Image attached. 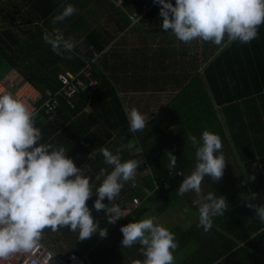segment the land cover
Masks as SVG:
<instances>
[{"label":"trees","instance_id":"16d2710c","mask_svg":"<svg viewBox=\"0 0 264 264\" xmlns=\"http://www.w3.org/2000/svg\"><path fill=\"white\" fill-rule=\"evenodd\" d=\"M3 1L0 0V16L3 14ZM19 2L21 4L16 3L15 9L26 7L39 20L47 18L56 9L52 0ZM147 6H141V11L147 10ZM160 7L153 5L147 11L146 19L155 30L166 31L161 27ZM120 14L125 16L122 12ZM65 26L68 31L69 26ZM70 26L74 31L77 23ZM75 33L71 38L75 37ZM85 39L97 53L105 48L95 29ZM20 41L13 30L8 27L0 29L1 80L12 68L23 64L24 58L31 57L33 64L17 72L21 81L30 82L41 93L45 89L58 90L61 75L76 74L81 70L89 73L88 79L82 76L85 86L79 93L70 99H60L53 113L39 111L35 126L41 130V142L63 146L75 165L81 171L85 169L84 175L90 177L93 184V195L86 200V204L97 221L98 229L107 231L103 237L97 232L80 240L78 232L67 226L56 231L46 227L42 231L41 242L61 256L69 252L87 255L92 264H131L135 259H143L139 251L141 246L133 244L123 247L120 227L143 218L154 206L161 211L168 207L173 212H179L178 209L182 207L187 211L183 214L185 221L182 215V222L189 221V224L186 229L177 228L173 233L178 243L177 249H191V252L180 264H264V222L255 215L254 208L248 207V203H264V23L258 26L257 37L248 43L227 42L225 37L220 45L211 42L209 53L210 41H203V55L206 56L203 62L206 65L201 77L196 75L186 83L174 104L170 105L171 108L177 106L183 114L193 116L170 118L165 123L158 117L135 132L128 131L126 112L116 87L121 81L126 85V82L130 84L135 79L128 75V70L119 69L116 64L108 65L97 57L86 58L78 46L70 53L66 51L63 56L47 50L37 55L23 53ZM189 50L187 48L181 54L187 65L192 61ZM90 80L96 82L92 91L88 88ZM205 129L219 134L222 140L220 151L225 160L233 165L228 166L232 178L228 175L226 180L201 184V189L223 196L228 204L223 215L212 218V227L208 231H204L202 226L197 227L198 219L193 222L189 219L190 209L186 206L193 205L196 196L191 191L183 196L176 195L180 182L177 176L169 174V171L187 167L180 166L177 157L189 150L185 149V143H191L188 135L199 138ZM129 139L134 141L133 148L121 149V145ZM100 147H107L113 153L121 149L122 160L140 161L134 174L135 186H132L133 180L124 182L115 201L122 209H130V214L115 223L108 222L107 216L111 214L92 207L96 199L95 187L99 184L95 180L96 174L102 167L111 170V166L104 163ZM92 151L94 155L89 156ZM169 152L176 156L172 169L166 166L169 165ZM164 183H168L167 189ZM253 193L255 200L247 201ZM133 198H138L139 203L134 205ZM102 203L110 205L112 202L105 197Z\"/></svg>","mask_w":264,"mask_h":264},{"label":"clouds","instance_id":"9594fccd","mask_svg":"<svg viewBox=\"0 0 264 264\" xmlns=\"http://www.w3.org/2000/svg\"><path fill=\"white\" fill-rule=\"evenodd\" d=\"M160 5L161 27L170 30L181 42L196 38L220 45L239 41L248 43L258 35V26L264 23V0H153ZM77 11L71 3L52 18L55 25ZM43 40L60 56L71 52L74 41L53 27L43 34ZM69 59L71 56L68 57ZM36 109L25 100L9 91L0 92V258L13 253L28 252L38 246L42 231L47 227L52 231L67 226L77 231L80 240L106 229H98L86 200L93 195L91 178L82 174L73 159L66 155L60 145L43 143L42 133L35 126ZM128 131L142 130L146 116L136 107L126 112ZM188 140L195 148V166L183 176L176 195L183 196L193 191L196 198L198 224L208 231L212 218L223 215L228 206L226 199L213 192L201 193V182L205 176L219 181L223 175L225 158L221 150L219 134L207 129L200 137L189 134ZM134 141L129 139L121 149H132ZM115 153L107 147H100L104 163L111 170L100 168L95 176L99 184L95 187L96 199L92 207L103 210L109 223L129 215L127 208L115 203L124 187V182L133 180L140 161L122 160L120 151ZM92 151L89 156H93ZM168 168L176 164V156L171 152ZM179 172V171H177ZM178 176V175H177ZM181 176V175H180ZM112 202L102 203L104 198ZM255 200V193L247 201ZM255 209V215L264 222V203H248ZM121 244L131 247L139 244L143 259H135L131 264H175L174 250L178 243L175 233L158 222L154 215L128 222L120 227Z\"/></svg>","mask_w":264,"mask_h":264},{"label":"crops","instance_id":"0c3cea01","mask_svg":"<svg viewBox=\"0 0 264 264\" xmlns=\"http://www.w3.org/2000/svg\"><path fill=\"white\" fill-rule=\"evenodd\" d=\"M52 1L55 3L56 9L43 20L37 19L26 7L15 9L16 3H20L19 0L3 1V14L0 16V22H4L7 26L2 25L0 27L3 29L8 27L21 39L20 49L23 53L37 55L43 50L52 52L50 45L45 43L42 37L45 32H50L53 27L59 28L66 38L72 37L77 32L75 37L72 38L74 45L81 49L86 58L97 57L102 62H107L108 65L116 64L119 69L128 70V75L135 78L130 81V84L126 82L125 85L121 81L116 85L125 112L132 107H136L141 113L145 114L146 122L155 121L160 117L162 123L169 121L170 118L180 116L189 118L193 116L190 113L183 114L177 109V106L171 108L170 105L174 104L177 94L186 83L192 81L196 75L201 77L206 65L203 62V59L206 58L203 55V40L196 38L185 43L179 41L170 31L155 30L146 19L147 11L156 4L153 0ZM66 3L73 4L77 11L54 25L52 23L53 16L58 14ZM146 4L148 5L147 10L141 11L140 7ZM121 12L125 16H122ZM125 22L128 23L127 26H123ZM72 23H77L74 31L70 26ZM66 24L69 26L68 32L66 31ZM92 29L98 31L100 41L105 44V48L100 53H97L85 39ZM209 44L207 50L210 53L211 41ZM187 48H190L189 59L192 60L188 65L184 63V59L181 57V54ZM22 62L23 64L17 68H12L10 72L4 75L2 80L0 79L10 89L28 82L21 81L22 78L17 70L33 64V57L24 58ZM94 127L92 126V128ZM185 149L189 150H186L177 159L180 166L186 165L187 167L178 169L175 172L169 171L172 177L177 176V171L181 173V176L176 177L180 183L183 176L188 175L195 166V148L191 143H185ZM229 163L225 160V172L220 180L227 178L228 175L231 178L233 177L228 170V166L233 167V165L231 162ZM85 173L86 171L83 169L82 174ZM212 181V178L205 176L201 184L211 183ZM193 205L189 204L190 211H188L191 214L189 217L191 222L198 219L197 206ZM128 210L130 214L131 210ZM178 211L173 212L168 207L161 211L158 206H154L147 215L156 216L159 223L173 232L177 228L186 229L189 224V221L188 223L182 222V215L187 212L185 208L181 207ZM175 215H178L176 219L173 218ZM183 221H185L184 215ZM174 251L175 264H180L190 254L191 249H176Z\"/></svg>","mask_w":264,"mask_h":264},{"label":"built area","instance_id":"2783aa9c","mask_svg":"<svg viewBox=\"0 0 264 264\" xmlns=\"http://www.w3.org/2000/svg\"><path fill=\"white\" fill-rule=\"evenodd\" d=\"M88 79L89 73L81 70L79 73L59 76L60 87L56 91L45 89L41 93L29 82H24L15 90H11L9 86L0 80V92L9 91L18 98L25 100L36 112L43 110L44 113H53L59 106L60 99H70L78 94L82 87L85 86V79ZM96 82L90 80L88 88L90 91L94 89ZM180 176L181 173L177 172ZM132 186H135V178L133 177ZM169 187L168 183H164V188ZM132 203L138 204V198H133ZM0 264H92L87 255L80 256L74 252H69L66 256H61L50 249L47 245L39 240L38 246L28 252L13 253L6 258H0Z\"/></svg>","mask_w":264,"mask_h":264},{"label":"rangeland","instance_id":"374dc122","mask_svg":"<svg viewBox=\"0 0 264 264\" xmlns=\"http://www.w3.org/2000/svg\"><path fill=\"white\" fill-rule=\"evenodd\" d=\"M81 5H82V3H81ZM2 25H4V27L5 26H7L6 24H4V22H0V26H2ZM67 31V30H66ZM68 31H69V29H68ZM67 31V32H68ZM136 180V179H135ZM192 194H193V196H195V193L194 192H191ZM201 193L202 194H206V191L205 190H203V189H201ZM187 208H189V204H187V206H186Z\"/></svg>","mask_w":264,"mask_h":264}]
</instances>
